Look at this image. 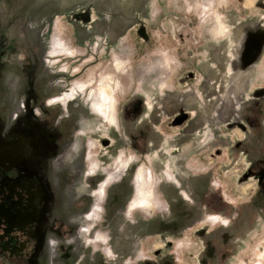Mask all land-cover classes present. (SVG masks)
<instances>
[{
	"label": "rangeland",
	"instance_id": "374dc122",
	"mask_svg": "<svg viewBox=\"0 0 264 264\" xmlns=\"http://www.w3.org/2000/svg\"><path fill=\"white\" fill-rule=\"evenodd\" d=\"M0 166L48 182L47 264H264V0H0Z\"/></svg>",
	"mask_w": 264,
	"mask_h": 264
},
{
	"label": "flooded vegetation",
	"instance_id": "af4514ba",
	"mask_svg": "<svg viewBox=\"0 0 264 264\" xmlns=\"http://www.w3.org/2000/svg\"><path fill=\"white\" fill-rule=\"evenodd\" d=\"M17 117L19 114L13 119ZM62 119L59 117L58 122ZM34 177L21 168L6 170L0 166V264H47L62 247L63 228L57 231L50 216L48 182ZM89 231L84 230L86 236ZM77 254H65L64 260ZM56 257L61 259V255Z\"/></svg>",
	"mask_w": 264,
	"mask_h": 264
},
{
	"label": "bare ground",
	"instance_id": "6f19581e",
	"mask_svg": "<svg viewBox=\"0 0 264 264\" xmlns=\"http://www.w3.org/2000/svg\"><path fill=\"white\" fill-rule=\"evenodd\" d=\"M83 88V87H82ZM85 88V87H84ZM99 94L101 97V102L99 104L95 103L93 106V109L95 111H98L109 123L116 124V119L114 118L113 112L115 111V100L113 97V87H112V79H107L101 87H99ZM80 91V90H79ZM71 96H68L67 98H63L61 100H68V98ZM145 173L144 170L140 171L139 180L141 183L140 187V194L138 199L135 201V205L137 207H148L151 205V198L153 197L152 193L146 194V188H145ZM106 187V183L102 185L101 191L99 194L102 196L104 193V188ZM131 209H134L131 207Z\"/></svg>",
	"mask_w": 264,
	"mask_h": 264
}]
</instances>
